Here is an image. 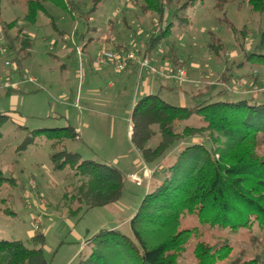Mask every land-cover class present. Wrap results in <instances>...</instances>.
Listing matches in <instances>:
<instances>
[{
    "label": "rangeland",
    "instance_id": "obj_1",
    "mask_svg": "<svg viewBox=\"0 0 264 264\" xmlns=\"http://www.w3.org/2000/svg\"><path fill=\"white\" fill-rule=\"evenodd\" d=\"M73 2L76 4L73 11L75 20L69 10L46 3L44 6L54 25L42 13L37 14L35 24L18 22V26L23 27L22 33L29 34L32 39L30 55L21 60L20 66L15 63L16 51L9 46L1 21L21 19L25 12V0H2L0 6V47H6L0 52V65L7 60L11 63L6 67L7 71L14 70L19 77L27 75L35 79L34 83H23L27 88L24 91L22 88L17 94L15 104L8 100L0 102V113L9 114L0 118V169L6 178L0 188V238L20 240L26 247L32 248L37 247L31 240L32 235L42 233V252L49 264H79L80 259L90 254L91 244L87 239L101 228L123 222L118 230L131 236L125 218L133 215L149 185L161 178V172H157L158 167L154 165H147L153 169L151 177L144 176V164H138L139 158L127 129L132 106L142 95L141 80L145 72L139 74L138 68L137 72H131L127 68L130 64L119 71L109 64L97 67L94 59L99 52L131 51L140 57L151 33L166 29V25L170 24L166 37L151 52L155 51L158 60L153 64L159 68L167 61L171 67L180 66L186 70L189 80L177 83L155 75L156 86L165 82L172 87L159 92L157 87L153 93L171 104L187 106L204 99L230 101L255 97V102H264V68L245 61L246 54L260 51L258 46L264 29V12H252L245 0L228 4L224 12L212 7L213 0H197L194 6L182 11L178 9L181 2L178 0L167 7L161 22H157L155 15L141 14L132 0H99L95 7L94 0ZM226 20L238 29L244 27V33L238 32L234 39ZM87 27L89 31L93 29L89 34ZM208 31L221 39L224 55L216 57L208 50ZM15 32L16 28L8 31L11 37ZM89 37L101 41L107 37L110 41H99L94 47H85ZM116 40L121 41L123 47L111 44ZM82 46L84 49L80 51ZM222 71L228 75L229 89L218 85L222 82L219 80ZM19 77L13 79L18 80ZM185 89L188 93L183 92ZM222 89L225 92L219 94ZM80 90L98 95L92 96L98 104L92 113L94 117L91 118L90 130L94 127L100 143L85 147L82 142L71 140L66 141L63 147L78 152L82 158L110 163L124 174L125 182L115 205L88 210L83 206L76 216H69V207L77 206L75 201L70 200L71 195L76 193L83 179L73 176L69 169H52L50 143L44 137H34L29 142H25V138L28 140L27 135L33 129L74 125L75 118L86 115L79 98V107L74 105ZM190 90L195 93L205 91L207 94L193 96ZM185 124L198 125L199 122L193 116L181 126ZM195 138V141H202L201 137ZM156 141L154 138L150 145H155ZM186 143L176 144L167 156ZM256 151L264 156V134H259ZM132 171L141 178L140 185L133 181ZM193 224L196 221L192 219L183 222L187 226ZM253 234L260 238L264 230L253 225ZM250 236L247 231L233 234L208 229L202 239L213 243L216 238L223 237L232 246L229 256L215 264H229L231 258L241 252L245 258L257 254L258 264H264V243L253 245ZM195 242V238L190 240L179 264H195L192 253Z\"/></svg>",
    "mask_w": 264,
    "mask_h": 264
},
{
    "label": "trees",
    "instance_id": "obj_2",
    "mask_svg": "<svg viewBox=\"0 0 264 264\" xmlns=\"http://www.w3.org/2000/svg\"><path fill=\"white\" fill-rule=\"evenodd\" d=\"M175 1L178 0H132L141 14L155 15L157 22L164 19L167 7ZM234 1L213 0L212 7L224 12ZM98 2L94 0V7ZM179 2L178 9L184 11L197 0ZM46 3L67 9L74 16L76 4L73 0H25L21 19L1 21L9 46L16 51L18 66L30 55L32 47L31 36L22 33L23 27L18 26V22L35 24L37 14L42 13L54 25L44 6ZM247 4L254 13L264 12V0H247ZM226 22L234 39L238 32L244 33V27L238 29L229 20ZM170 27L167 24L166 29L151 33L142 55L155 49ZM13 28L16 32L11 37L8 31ZM208 34V50L216 57L224 55L221 39L212 31ZM258 47L260 51L249 52L245 61L264 68V29ZM225 75L223 71L219 78L224 83L228 82V75ZM224 92L222 89L219 94ZM254 98L204 99L187 106L171 104L157 93L141 95L132 106L129 138L142 162L158 167L161 178L149 185L130 218L131 236L116 228L95 231L87 239L91 244L90 254L80 259L79 264H179L192 238L196 239L192 246L195 264H215L229 256L232 246L223 237L216 238L213 243L203 240L208 229L233 234L247 231L253 245L264 243V235L259 238L253 234V225L264 230V156L256 151L259 134H264V102H255ZM5 116L0 113V118ZM193 116L198 125L181 126ZM77 135L73 126L64 125L33 129L27 135L28 140L25 138V142H29L34 137H44L50 143L52 169H69L73 176L83 179L76 193L71 195L70 200L77 206L69 207V216H76L83 206L88 210L117 203L125 182L124 174L115 166L82 158L78 152L63 147ZM195 137H201L202 141H195ZM154 138L155 145H150ZM185 142L188 143L167 156L176 144ZM5 181L0 169V188ZM185 219H192L196 224L183 225ZM31 240L37 247L28 248L20 240L0 238V264H49L42 252L43 234H34ZM258 262L257 254L245 258L241 252L233 256L229 264Z\"/></svg>",
    "mask_w": 264,
    "mask_h": 264
},
{
    "label": "crops",
    "instance_id": "obj_3",
    "mask_svg": "<svg viewBox=\"0 0 264 264\" xmlns=\"http://www.w3.org/2000/svg\"><path fill=\"white\" fill-rule=\"evenodd\" d=\"M235 1H237V0H235ZM234 1V2H235ZM241 1H244V0H241ZM246 1V3H247V0H245ZM240 4L241 3H239L238 5H237V9L239 10L240 9ZM54 5V4H53ZM248 5V4H247ZM73 20H75V17L73 18ZM109 21H111V20H109ZM126 28H127V26H125ZM90 29H88V27H87V31H89ZM93 31V29H91V31H89L88 32V34L90 33V32H92ZM123 34V33H122ZM122 35L120 34V36H119V40H121L120 39V37H121ZM114 38H116L115 37V35L113 36ZM89 40L91 41L90 43H88L89 42ZM89 40H88V42L86 43V45H85V47L87 46H95V44H96V42H99V41H101L99 38H92V37H89ZM103 42H106V43H108L109 41H110V39H108L107 40V37H105V38H103V40H102ZM101 41V42H102ZM111 44H114V45H117V46H122L123 47V43H121V41H117L116 40V42H112ZM83 48H80V51H83V49H84V46H82ZM152 52V51H151ZM149 53L150 54V58L152 59V62L155 64V61H158L157 60V58L155 57V51H154V53ZM149 54H147L148 56H149ZM90 63V62H89ZM20 66V65H19ZM6 67H8V66H5L4 64L3 65H0V71H2L1 73H0V75L1 76H12L13 78L14 77H16V78H18L19 76L14 72V70H12V71H7L6 70ZM128 69H130V71L131 72H137V66H136V64L135 63H133V64H130L128 67H127ZM223 73V71L220 73V74H222ZM20 78V77H19ZM91 84H92V82H91ZM141 84H142V95L143 94H148V93H153V92H155V88H157L158 89V92L161 90V89H170L172 86H169L167 83H165V82H162L161 84H159V86H156L155 85V77H153V76H150V75H148L147 73H145V76H144V78H142V80H141ZM174 85V84H173ZM109 87L111 86V84H109L108 85ZM22 88H23V91L24 90H26V84H23V85H21L20 86V88L18 89V90H0V102H5L6 100H8V101H10L11 102V104H15L16 103V101H17V99H18V96H17V94L18 93H20L21 92V90H22ZM206 89V88H205ZM184 93H188V91H186V89L183 91ZM86 93H90V91H86ZM86 93H83V91L82 90H80V92L78 91L77 92V99L79 98V100L80 101H82L83 103H82V109H83V111L84 112H86V115H80L77 119L75 118V123H74V125H71V126H73L74 128H75V130H76V132H77V138L75 139L76 141H80V142H82L84 145H85V147H90V146H92V147H94L95 145H96V143L97 144H99L100 142L98 141V138L96 137V134H95V132H94V127L92 128V130H90L91 129V122H92V119L91 118H93L94 116H92L93 114L92 113H94L95 111H96V109H94L95 108V105H97L98 104V102L95 100V99H93L92 98V96H94V97H97L98 95H96L95 93H94V95H90V94H86ZM189 93L191 94V95H193V96H195V95H200V94H207V92H205V91H203V92H193L192 90H190L189 91ZM64 95H65V93H64ZM75 98V99H76ZM1 106V105H0ZM78 107H79V105H78ZM1 112V111H0ZM6 115H9V114H7V113H5ZM67 114L68 113H66V116H67ZM90 117V118H89ZM91 120V121H90ZM131 121H129V123L127 124V129H128V134H129V136H130V131H131ZM132 145V144H131ZM133 146V145H132ZM100 148H103V146H101ZM134 148V147H133ZM134 151L137 153V155H138V158H139V162H138V164H140V162H142V160H141V158H140V156H139V154H138V152L136 151V149L134 148ZM101 160H103V159H101ZM106 162V161H105ZM106 163H108V162H106ZM143 163V162H142ZM110 164V163H109ZM144 164V163H143ZM133 173H131V174H134L135 173V171H132ZM113 205H115V203L114 204H109V205H106V207H108V206H113ZM102 207V206H101ZM132 217V215L130 216V217H127V218H125V221H128V222H126V225H128L129 226V220H130V218ZM122 224H124L123 222H119L117 225H113L112 227H109V228H116V229H118V228H120V226L122 225ZM105 228H107V227H105Z\"/></svg>",
    "mask_w": 264,
    "mask_h": 264
},
{
    "label": "built area",
    "instance_id": "obj_4",
    "mask_svg": "<svg viewBox=\"0 0 264 264\" xmlns=\"http://www.w3.org/2000/svg\"><path fill=\"white\" fill-rule=\"evenodd\" d=\"M5 49L6 47H0V52H3ZM94 63L97 67L109 64L112 65L118 71L125 69L131 63H135L139 70V74L145 72L150 76L158 75L166 79L175 80L177 83H183L189 80L186 70L182 67H171L167 61H164L161 66L157 68L155 67L152 62V59L148 55H141L140 57H136L131 51H101L96 55ZM4 65L10 66L11 63L5 60ZM0 81V88L5 90H18L21 84L27 82L34 83L35 79L27 75H21L18 80L13 79L12 76H0ZM218 85L222 86L224 89H229L227 82H220L218 83ZM253 91H258V89ZM74 105L78 106L77 98L74 101ZM143 167L144 169L142 171L144 176L150 178L153 173V169H149L145 164L143 165ZM131 177L136 184H141V178L136 173L131 174Z\"/></svg>",
    "mask_w": 264,
    "mask_h": 264
}]
</instances>
